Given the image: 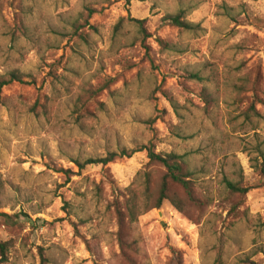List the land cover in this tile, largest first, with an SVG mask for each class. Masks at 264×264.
I'll return each mask as SVG.
<instances>
[{
    "label": "rangeland",
    "instance_id": "rangeland-1",
    "mask_svg": "<svg viewBox=\"0 0 264 264\" xmlns=\"http://www.w3.org/2000/svg\"><path fill=\"white\" fill-rule=\"evenodd\" d=\"M10 74L1 264H264V0H0ZM144 145L182 157V210L151 209L166 170L145 151L75 164Z\"/></svg>",
    "mask_w": 264,
    "mask_h": 264
},
{
    "label": "trees",
    "instance_id": "trees-1",
    "mask_svg": "<svg viewBox=\"0 0 264 264\" xmlns=\"http://www.w3.org/2000/svg\"><path fill=\"white\" fill-rule=\"evenodd\" d=\"M165 21H167L172 26L184 31H190L194 29L192 24L184 20L183 12H179L176 15L167 16L165 17ZM131 22L141 25L143 21L131 20ZM191 78H194L195 80H200L199 75H194ZM14 82L24 84L22 77L19 76L18 74H10L8 79L0 78V90H2L5 86H8ZM142 151H145L147 153L148 159L151 163L160 164L166 170V174L160 186L158 198L156 199V202L151 207V209L160 210L163 207L164 203L167 201H170L178 210L183 209L180 201L176 199H171V197L169 196V183H174L181 186L184 189L185 193L188 195L189 200L191 201L195 200L193 195L192 182L189 180L188 174L183 169L182 157L176 154L164 155V154L156 153V151L150 145H144L142 147L130 151L124 149L119 153H109L105 158H101V159H88L85 162L76 161L75 164L81 170L89 165L106 166L117 159L131 158L134 154ZM256 169H259L261 174L264 176V162L261 167H256ZM145 184L149 186L148 179L145 180ZM227 189L232 193L241 194L242 196H245L249 192L248 188L242 187L240 184L233 183L230 181L227 182ZM145 190L146 192L148 191L147 186H145ZM142 209H143V205L140 203L138 204L135 199L129 201L128 210L130 212V217L132 219L135 218L136 211ZM143 212L144 211H142V213ZM7 251H8V244L0 241V254H1L0 256L2 258L0 259V264L3 263L4 260L6 259Z\"/></svg>",
    "mask_w": 264,
    "mask_h": 264
}]
</instances>
